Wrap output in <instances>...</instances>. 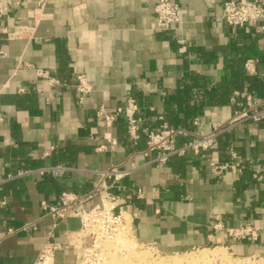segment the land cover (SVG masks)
Listing matches in <instances>:
<instances>
[{
    "label": "crops",
    "instance_id": "crops-1",
    "mask_svg": "<svg viewBox=\"0 0 264 264\" xmlns=\"http://www.w3.org/2000/svg\"><path fill=\"white\" fill-rule=\"evenodd\" d=\"M176 1L181 18L176 34L186 39L184 47L155 30L156 0H47L33 12L36 23L30 14L38 0H0V6L9 5L0 27V176L48 164L73 168L59 177L33 173L3 183L0 235L26 222L35 229L5 235L0 264H36L47 237L60 245L56 264H72L68 251L86 247L90 238L80 233L78 217L52 219L40 203H57L63 190H87L99 178L96 171L113 164L137 166L124 179L144 192L126 203L137 241L171 251L217 243L238 256L264 258V227L256 239L226 231L264 224V120L242 121L219 135L211 150L187 151L156 167L145 164L140 153L144 133L132 143L118 120L110 129L117 144L110 147L103 138L107 129L94 115L99 105L114 109L131 95L139 100L145 127L158 126L163 115L189 137L231 117L234 90L264 98V30L221 21L223 0ZM16 24L33 29L9 38L6 32ZM251 57L260 60L257 76L243 69ZM25 64L61 81L84 73L92 91L78 103L72 87L51 84ZM100 143L108 147L96 150ZM229 148L242 169L217 176L209 163L229 160Z\"/></svg>",
    "mask_w": 264,
    "mask_h": 264
},
{
    "label": "built area",
    "instance_id": "built-area-1",
    "mask_svg": "<svg viewBox=\"0 0 264 264\" xmlns=\"http://www.w3.org/2000/svg\"><path fill=\"white\" fill-rule=\"evenodd\" d=\"M47 0H38L37 8L32 10L31 18L34 22L39 20L34 15L37 9L42 10ZM9 5L0 6V27L2 26L3 11L8 10ZM155 30L160 33L170 34L175 41L184 47L186 39L176 34L181 25L180 5L176 0H156L154 4ZM34 12V13H33ZM221 21L232 27H243L245 25L258 24L260 30H264V0H223L218 13ZM33 27L23 24L12 26L11 30L6 32L9 38H19L26 36ZM259 58L251 57L243 61V69L250 76L259 74L257 65ZM27 67L35 69L36 74L46 79L51 84H61L72 87L77 95L78 103H83L86 94L92 91V84L88 81L84 73L75 74L72 79L61 81L51 77L47 69L32 67L31 64H25ZM2 90L0 91L1 94ZM18 92H24V88H19ZM229 103L234 107L233 114L229 119L219 120L212 123L211 129L206 132H197L192 136H187V131L183 126H173L160 115L159 124L156 127L144 126V118L139 114V100L133 96H128L122 105L110 109L101 104L95 110V117L102 122L107 131L103 138L110 147L117 144V140L110 133V129L118 120H122L125 126L127 138L135 143L141 133H144V146L140 153L147 157L145 164L156 167L166 165L170 160L183 156L187 151L194 154H202L211 150L216 143L217 138L222 133L232 129L242 121L259 122L264 120V98L258 99L248 90H234L229 98ZM152 109V108H151ZM1 103H0V125H1ZM197 123V121H194ZM186 138L181 143L179 139ZM108 145L100 143L96 150L106 149ZM48 155V152H44ZM230 159L223 162L211 161L209 163L212 172L219 176L224 171L231 170L238 172L242 169L238 154L233 148H229ZM137 166L131 164L130 167H122L113 164L106 169L97 170L98 180L87 190L75 192L63 190L60 192L57 203H50L43 199L40 203L44 215L52 219L64 220L68 217H78L80 219V233L84 237L92 239V246L98 241L100 236H113L123 229L124 224L128 222L132 231L133 215L127 208V202L134 195L138 199L144 197L141 187L126 185L124 179L136 169ZM71 166L65 164H48L37 168L21 169L16 173H7L0 176V206L6 204L5 197L2 195L3 183L21 177L23 175L38 173L39 175L50 174L54 177L64 175L72 170ZM96 197L100 199L98 203L92 204L86 208L84 203L93 201ZM264 221V213L262 214ZM217 226V224L215 225ZM264 227L246 224L240 227L227 228V234L237 238H245L248 235L253 239L258 236V231ZM35 229L32 222H26L17 227H8L0 240L8 234L19 231L28 232ZM60 245L52 242L49 237L46 238L44 247L36 264L44 262L46 255H52L54 251L59 250ZM90 246L82 247L81 250H89Z\"/></svg>",
    "mask_w": 264,
    "mask_h": 264
},
{
    "label": "rangeland",
    "instance_id": "rangeland-1",
    "mask_svg": "<svg viewBox=\"0 0 264 264\" xmlns=\"http://www.w3.org/2000/svg\"><path fill=\"white\" fill-rule=\"evenodd\" d=\"M91 244L90 238L87 245L90 246L89 250L82 251L79 248L68 251V254L74 257L72 264H264L263 257L238 256L217 243L181 251L162 250L154 244L137 241L128 222L118 235L100 236L95 245ZM203 250H223L227 259L216 258L203 263L196 261L198 254ZM56 253L61 252L56 250L49 255L51 258L49 264H56Z\"/></svg>",
    "mask_w": 264,
    "mask_h": 264
},
{
    "label": "bare ground",
    "instance_id": "bare-ground-1",
    "mask_svg": "<svg viewBox=\"0 0 264 264\" xmlns=\"http://www.w3.org/2000/svg\"><path fill=\"white\" fill-rule=\"evenodd\" d=\"M125 226H126V223L124 224V227ZM124 227H123V229H124ZM130 228H131V226H130ZM216 258H220V259H224L225 258V259H227L226 258V254H225V252L223 250H211V251L203 250L200 254H198V258L196 259V261H199V262L203 263V262H209L210 260H214ZM50 259H51L50 256L46 255L45 260H44V262L42 264H48Z\"/></svg>",
    "mask_w": 264,
    "mask_h": 264
}]
</instances>
